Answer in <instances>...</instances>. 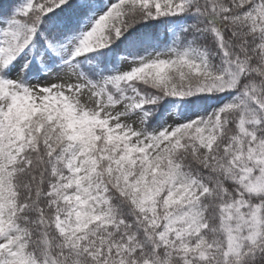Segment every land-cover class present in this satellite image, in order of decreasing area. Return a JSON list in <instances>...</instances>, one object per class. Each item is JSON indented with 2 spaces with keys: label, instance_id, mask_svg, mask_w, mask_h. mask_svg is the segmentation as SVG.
I'll use <instances>...</instances> for the list:
<instances>
[{
  "label": "snow or ice",
  "instance_id": "snow-or-ice-1",
  "mask_svg": "<svg viewBox=\"0 0 264 264\" xmlns=\"http://www.w3.org/2000/svg\"><path fill=\"white\" fill-rule=\"evenodd\" d=\"M0 264H264V0H0Z\"/></svg>",
  "mask_w": 264,
  "mask_h": 264
}]
</instances>
